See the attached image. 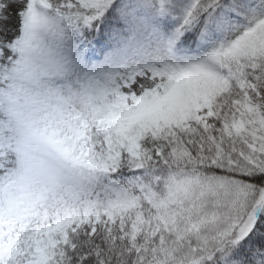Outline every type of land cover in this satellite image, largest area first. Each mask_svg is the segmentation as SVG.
Listing matches in <instances>:
<instances>
[{
  "label": "snow or ice",
  "instance_id": "6c2138e0",
  "mask_svg": "<svg viewBox=\"0 0 264 264\" xmlns=\"http://www.w3.org/2000/svg\"><path fill=\"white\" fill-rule=\"evenodd\" d=\"M0 264H264V0H0Z\"/></svg>",
  "mask_w": 264,
  "mask_h": 264
}]
</instances>
